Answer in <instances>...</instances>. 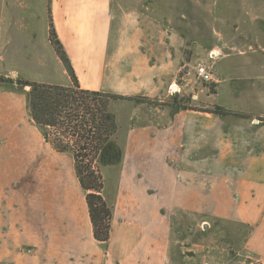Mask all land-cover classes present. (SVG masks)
Listing matches in <instances>:
<instances>
[{
    "label": "crops",
    "instance_id": "1",
    "mask_svg": "<svg viewBox=\"0 0 264 264\" xmlns=\"http://www.w3.org/2000/svg\"><path fill=\"white\" fill-rule=\"evenodd\" d=\"M52 5L49 11L55 30L81 87L141 98L113 105L115 112L122 111L120 118L115 113L117 136L123 130L122 137L129 142L167 140L162 165L165 177L153 184L141 173L137 146L127 178L105 196L112 208L110 237L98 241L75 170L67 175L60 172V161L71 160V154L57 152L42 135L45 153L52 161L43 165L56 171L54 177L31 178L29 190L12 191L7 179H0V264H201V253H211L220 245H224L226 264L234 260L247 264L250 257L264 260V16H259V31L250 40L256 47L253 58L259 62L249 72L235 68L230 73L235 77L224 79L229 99L220 104L231 113L217 118L210 111H191L177 102L150 110L142 99L163 102L174 90L181 61L169 49L166 35L151 32V0H50ZM0 7V49L17 41V55L27 58V43L36 42L32 49L38 61L47 63L48 59H40L41 53L51 57L47 50L52 51L65 76L59 84H71L49 39L48 25L44 42H40L32 25L35 19L30 24L16 19L9 25L8 4ZM15 8L25 11L17 4ZM238 53L245 52L239 49ZM21 70L12 72L20 74ZM238 72L249 76L236 77ZM21 73L26 80L54 84ZM7 99V92H0V108L5 105L6 112ZM235 99L246 105L229 103ZM238 112L253 114L255 119L239 118L242 114ZM217 119L224 121L225 129H217ZM187 132L194 137L193 147L205 151L204 161L191 153H177L180 150L174 143ZM201 132L206 139L202 146ZM37 137L41 138L39 131ZM121 147L123 159L115 166L124 162ZM146 149L152 151V147ZM171 160L175 161L170 164ZM216 223L224 238L218 245L216 232L214 239L201 235L214 230ZM210 257L204 264L212 263Z\"/></svg>",
    "mask_w": 264,
    "mask_h": 264
},
{
    "label": "rangeland",
    "instance_id": "2",
    "mask_svg": "<svg viewBox=\"0 0 264 264\" xmlns=\"http://www.w3.org/2000/svg\"><path fill=\"white\" fill-rule=\"evenodd\" d=\"M4 3L8 4L7 18L9 25L15 24L16 19H24L25 24H30L32 19H35L32 25L36 27L37 39L44 42L46 25L49 27V10L55 7L50 6V0H0V6H3ZM15 4H17L18 9L23 7L25 11H17ZM150 14L151 32L157 36L160 33L166 35L171 42L169 49L181 56L180 70L175 82L176 88L170 90L167 97L162 98L163 102H159L158 98L153 100L142 98L146 101L150 110L157 106L164 108L166 107L165 104H169V102H177L181 107L185 105L184 109L189 108L191 111L203 112L212 110L216 106H223L220 103L229 99L228 85L223 82L224 79L235 77L234 74L230 73L236 72L238 67H242L243 70L248 69L249 72V69L257 66V62H259V59L253 58L256 47L255 43L250 40L259 31V16H264V0H151ZM35 43H27L24 54L28 59L17 55L19 45L17 41L8 44L7 48L3 46L2 50L0 49L2 52H0V59H2V62L0 61V75H6L13 80L25 79L21 71H26L29 77L36 80L48 81L54 84L63 82L65 76L59 71L60 63L58 65V62L53 60L52 51L47 50L51 57L47 53H41L40 59H48L49 61L45 64L40 63L32 49ZM40 45L42 46L41 43ZM239 49L245 52L244 55H239ZM213 53L215 55H212ZM227 53L230 55L225 57ZM201 64L206 65L211 70L212 80L204 81L198 76L197 68ZM14 68L22 69L20 74L12 72ZM239 73L236 77L239 75L249 76L244 72L243 74ZM251 76L254 77L255 74L253 73ZM247 80L248 83L254 81L252 79ZM5 85H7V91L4 90ZM5 85L0 89V92L4 94L7 92L8 98L7 112L5 105L2 104L0 108V111H2L0 112V179H7L10 191L29 190L30 185L28 184L31 183V178L35 181L44 178L50 179L54 177L56 171L53 172L52 167L43 165L48 162L52 163V161L45 153L41 129L31 121L26 93L23 89H17L14 86L15 84L8 83ZM237 100L235 99L233 102L229 100V103L239 106L246 105V103L241 104V101ZM133 102L139 101L133 100ZM128 111L129 108L126 107L125 113L127 114ZM141 111L143 112V110ZM115 113L120 118L122 111L119 110V113L117 111ZM238 113L242 114V117L239 118L245 120L255 119L253 114ZM217 118L223 117L217 115ZM216 127L219 130L226 128L222 119H217ZM38 131L41 138L37 137ZM119 135L120 137L117 136V139L125 150V158L119 166L109 165L102 169L105 180L104 196L111 195L110 191L113 186L119 180L127 178V166L132 162L133 152L137 146H140L137 154L138 159H140L138 162L140 163L141 173L150 179L153 184L155 181L160 182L165 177L162 165L166 162L167 155L163 149L167 140L164 142L165 139L157 138L150 140L149 143L140 139L129 142V140L122 137L125 136L123 130H120ZM202 135H204L203 132L199 134L201 146L202 143H206V139ZM193 139L191 133H185L177 144L174 143L175 148L178 147L180 150L177 153H191L192 156H199V160L204 161L206 158H203L205 156L203 152L205 151H199L196 149L197 147L194 148ZM133 141L136 145L132 147ZM138 142H140L139 145H137ZM146 147H152V151L147 150ZM70 158L71 160L65 157L60 161L61 175H67L69 172L72 174V171L74 173L72 155ZM174 161L169 162L172 164ZM174 164L177 165L176 162ZM151 188L159 189V186L153 187L152 185ZM212 228L204 231V234L201 235L214 239V233L216 232L219 241H216L215 244L218 245L221 240H224L219 233L221 231L219 228L222 227L216 223L214 230ZM212 247H210V250ZM223 247L224 245H220V247L212 249L211 253H208V250L205 254L201 253L200 263L204 264L203 261H207V258L211 256L212 263L210 264H226L227 260L222 250ZM236 261L234 260L232 264H240Z\"/></svg>",
    "mask_w": 264,
    "mask_h": 264
},
{
    "label": "trees",
    "instance_id": "3",
    "mask_svg": "<svg viewBox=\"0 0 264 264\" xmlns=\"http://www.w3.org/2000/svg\"><path fill=\"white\" fill-rule=\"evenodd\" d=\"M49 16L50 41L71 78V84L24 78L13 80L6 75H0V83L15 84L17 89H23L31 121L41 129L45 141L57 152L72 155L76 177L86 195L94 236L98 241L106 242L110 237L112 208L104 196L102 169L118 165L123 159L113 105L119 101H141V98L82 88L57 35L50 11ZM207 111L222 117L231 113L223 106Z\"/></svg>",
    "mask_w": 264,
    "mask_h": 264
},
{
    "label": "built area",
    "instance_id": "4",
    "mask_svg": "<svg viewBox=\"0 0 264 264\" xmlns=\"http://www.w3.org/2000/svg\"><path fill=\"white\" fill-rule=\"evenodd\" d=\"M212 55H215L214 53ZM198 76L204 81H210L213 79L211 70L204 64H201L197 68ZM247 264H264V260L256 257H250Z\"/></svg>",
    "mask_w": 264,
    "mask_h": 264
},
{
    "label": "water",
    "instance_id": "5",
    "mask_svg": "<svg viewBox=\"0 0 264 264\" xmlns=\"http://www.w3.org/2000/svg\"><path fill=\"white\" fill-rule=\"evenodd\" d=\"M26 89H29V87H26Z\"/></svg>",
    "mask_w": 264,
    "mask_h": 264
}]
</instances>
